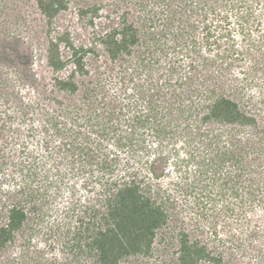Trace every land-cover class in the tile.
<instances>
[{"label":"trees","instance_id":"1","mask_svg":"<svg viewBox=\"0 0 264 264\" xmlns=\"http://www.w3.org/2000/svg\"><path fill=\"white\" fill-rule=\"evenodd\" d=\"M247 1L105 2L103 5L110 10L95 31L91 46L82 43L75 46L67 32L48 41V65L53 70H61L68 63L73 66L65 78L55 79L62 91L73 94L77 90L74 74L88 71L84 69L83 56L99 53L97 47L106 55L103 61L110 64L109 70L119 68L115 70L117 85L110 80L112 71L104 80L97 70L96 81L92 82L93 91L99 90L104 93L103 97L110 86L119 87L120 96L112 93L109 99L117 111L115 108L109 112L103 110L105 120L99 111L93 115L88 112L96 109L93 106L69 109L68 114L75 110L72 120L75 128H70L71 138L60 140L59 145L73 156L79 150L80 162L102 166L100 159L96 161L98 152H92L94 147L85 144L99 147L100 139L91 140L93 130L85 132L82 127H97L96 136L100 137L103 130H108L103 127L104 120L112 121L119 111L120 118L125 116L129 120L125 126V130L129 128V136H119V147L129 150L126 173L120 176L119 186L101 177L92 194L93 203L102 199L104 204L98 202V207L94 204L86 207L79 200L73 201L62 209V215L58 216L61 218L54 220L55 228L50 222L47 227L48 192L34 193V189L29 188L22 198L8 193L0 211V264H25L28 257L35 264H43L39 256L46 250L38 249L31 237L35 230L39 234L45 227L47 232L41 241L54 238L60 245L57 254L49 258L55 264H132L125 260L134 258L140 264H229L223 252L216 251L210 241L219 238L215 228L221 214L237 217L239 208L255 200V191L259 190L255 184L259 178L254 175L262 174L258 157L264 150L262 132L246 139L242 137L241 127L255 125L256 114L246 108L244 90L240 92L242 88L237 90L235 87L239 86H231L228 81L230 68L244 54L252 57L254 72L260 70L264 75V28L260 15ZM36 4L47 23L67 6L66 0H36ZM261 4L264 7V3ZM101 8V2H92L81 5L77 12L80 18L86 16L87 22L93 24L95 18L100 17ZM233 14L235 27L229 20ZM254 31L262 33L253 39ZM235 33L240 35L241 44H237ZM7 42H3L4 51L9 49ZM153 44L156 47L151 50ZM61 45L69 48V57H61ZM212 47L216 48L215 52ZM12 49L6 54L3 52L1 57L11 58V53L19 49L17 42ZM157 51L163 55V63L156 58ZM184 56L187 60L182 59ZM98 58L96 56L95 66H98ZM30 62V58L27 62L18 60L17 66L23 69L20 67ZM160 68V74L156 75ZM87 89L83 98L87 105H93L95 95L88 97ZM237 92L243 94L240 99L233 96ZM259 101H264V97ZM62 123L51 117L50 127L56 137L61 135V128H65ZM204 125L209 126L202 128ZM138 129L141 130L138 132ZM147 135L153 139L146 140ZM0 137H4L1 131ZM84 139L86 142H82ZM84 152H91L92 156L86 157ZM138 152H145L146 158L137 160ZM249 152L257 155L247 160ZM71 162L76 160L71 158ZM163 178L168 181L164 182L165 186L161 182ZM245 180L249 182L247 190H244ZM185 212L192 216H184ZM25 231L31 236L22 243L24 252L11 251L15 249L17 238L25 237ZM157 237L160 241L164 239V243L154 254ZM167 253L171 254L168 260L163 257ZM152 256H155L154 262L150 260ZM62 258L69 260L61 263Z\"/></svg>","mask_w":264,"mask_h":264},{"label":"rangeland","instance_id":"2","mask_svg":"<svg viewBox=\"0 0 264 264\" xmlns=\"http://www.w3.org/2000/svg\"><path fill=\"white\" fill-rule=\"evenodd\" d=\"M115 1L66 0V9L60 10L52 17L51 23H47V18L40 12L36 0H0V131L4 134V137H0V200L2 201L0 202V211L3 210V198L8 193L22 198L24 196L23 192L29 188H33L34 193L45 191V193L48 192L47 197L49 198L47 227H49L50 222L51 226L55 228L54 220L61 218L58 216L62 215V209L67 208L73 201L79 200L86 207L91 204L98 207V202L104 204L102 199L95 200L93 203L92 193L95 192V187L99 186L98 182L102 181L101 177L104 178L103 181L107 180L110 184L114 183L115 186H119L120 176L126 173L127 164L125 163L128 162L129 157L127 147H119V136H121L120 134L129 136V128L125 130L129 120L125 116L120 118L118 111L116 117L113 116L112 121H107V123L105 121L107 116L103 110L107 112L114 110V104L109 99L112 98V93L120 96L119 87L110 86V91L104 97V93H100L99 90L95 93L92 89V87H95L92 82L96 81L97 70L104 80L110 71L114 72L110 80H113L114 85H117L115 83L117 80L116 71L119 68L115 67L116 69L109 70L108 66L110 64L106 65L103 61L106 55L104 56L102 49L97 47L96 50H100L99 53L90 52L83 56L82 61L86 64L84 69H87L88 73L75 72L77 90L71 94L68 91L60 90L56 86L55 79L65 78L73 69L72 64H65L61 70H53L46 61L48 41L57 39L59 33L67 32L69 39L75 46H79L81 43L86 47L91 46L93 44L91 41L96 35L95 31L99 29L100 22L104 21L103 17L110 10V7L107 8L103 4ZM92 2H101L103 9H100V19L95 18V23L89 24L86 16L79 17L77 9L81 5H88ZM247 2L252 5L255 13L260 15L261 27L264 28V15H262L264 7L261 4V2L264 3V0L258 3L253 0ZM229 20L230 25L235 27L234 14L230 16ZM197 32L199 33L200 30L198 29ZM261 33L262 31H254L251 36L254 39ZM234 36L237 44H241L240 35L235 33ZM5 40L8 41L9 45L7 51H4L3 42ZM15 42H17L21 51L17 49L20 52H13L11 58L6 57L3 59L2 54L13 50L12 47L15 46ZM154 47L156 46L153 44L150 49L153 50ZM139 48L142 50L143 46H139ZM212 48L215 52L216 48ZM145 50L147 51V48ZM60 54L62 58L69 57V48L61 45ZM156 54H158L156 58H160L159 60L163 63L164 57L161 52L157 51ZM96 56L99 57L97 59L99 61L98 66L94 65ZM29 58L31 64H25L20 67L23 69H19L17 61L27 62ZM182 59L187 60L185 56ZM252 63V57L250 58V56L244 54L241 59L234 62L228 73V81L231 86H239L235 89L242 88L239 90L240 92L244 90L246 94L244 99L248 101L246 108L256 114L257 121L255 125L241 127L243 129L241 134L244 139L251 137L256 132L264 134V131H262V129L264 130V101H259L264 97V75L260 70L257 73L254 72L251 68ZM160 72L161 68L155 74L158 75ZM234 76H237L238 80H235ZM87 82L89 85L86 84ZM87 87L88 97L95 95L94 99L96 101L93 102V105H87L86 99L83 98V93ZM233 96L240 99L243 94L237 92ZM77 106L84 109L88 106H93L94 109L96 107L94 111L89 110L88 112L93 115V113L99 111L105 116L103 127L108 130H103L100 137L96 136L95 130H97V127H89V125L82 127L85 132L93 130L91 140L100 139L99 147L89 143L85 144L94 147L92 152H98L96 161L98 162L100 159L99 163L103 164L102 166L98 163L90 165L84 163L85 161L80 162L78 159L82 157L78 153L79 150H76L77 155L73 156L59 145L62 140L71 138L70 128H75L72 121L75 110L71 114H68L67 111L75 109ZM259 107L261 110L257 111ZM51 117L54 118V121L57 119L64 122L62 125L64 124L65 128H61L62 132L58 137L55 136L53 128L50 127ZM98 120L101 119L98 118ZM81 121L85 123L84 120ZM192 124L194 126L195 122ZM218 125L222 129H228L227 126ZM208 126L204 125L202 128ZM140 130L138 129V132ZM152 139L150 135L146 136V140ZM48 141H50V144L47 146ZM121 141L124 142L123 138ZM82 142H86V140L84 139ZM262 146L264 147V142ZM165 149L168 150V148ZM262 151L258 157V161L262 162V174L254 175V177L259 178L257 184H255L259 189L255 191V200L246 203L243 208H239L237 217L221 214L215 228L219 238L210 241L215 246L216 251L223 252V256L229 261V264H264V150ZM84 153L86 157L92 156L91 152ZM137 154V160L147 156L145 152H138ZM255 155H257L255 152H249L246 159L248 160ZM71 158L75 159L76 162L72 163ZM105 163L108 164L105 166ZM137 164L141 165L139 162ZM143 168V170H146L145 167ZM161 182L164 183L165 179L163 178ZM166 182L168 183V181ZM240 185L242 186V184ZM243 185H245V187L243 186L245 189L242 188L247 190L249 182L245 180ZM255 185L252 187H255ZM100 187H102V184H100ZM251 198H253V195H251ZM100 200L102 201L100 202ZM219 203L221 204V201ZM183 215L192 216L189 212H185ZM46 232V227L45 230L42 228L39 234L35 230L34 235L31 237L32 242H37L38 249L46 250L44 255H38L43 264H55V262L51 263L50 260L57 254L60 245L54 238L51 239L52 241L42 242L41 239L45 237ZM229 234H231V238ZM24 235L25 237L17 238L15 249L11 251L24 252L22 243L27 236H31L27 235V231L24 232ZM163 243L164 239L160 241V237H157L154 243V254L160 251ZM163 257L168 260L171 254L167 253ZM154 258L155 256H152L150 260L154 262ZM67 259L62 258L61 263H67L64 262ZM145 259H149V257H145ZM25 260V264H35V261H29V257ZM125 261L140 264L137 258Z\"/></svg>","mask_w":264,"mask_h":264}]
</instances>
